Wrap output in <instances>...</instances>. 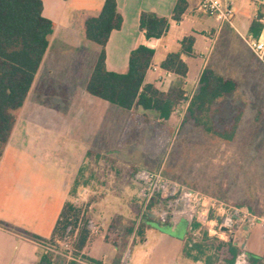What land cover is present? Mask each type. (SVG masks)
Instances as JSON below:
<instances>
[{
	"label": "crops",
	"instance_id": "crops-1",
	"mask_svg": "<svg viewBox=\"0 0 264 264\" xmlns=\"http://www.w3.org/2000/svg\"><path fill=\"white\" fill-rule=\"evenodd\" d=\"M177 1L116 0L122 24L119 29L111 31L107 39L104 47L105 68L108 71L124 73L130 51L139 45L153 50L154 54L149 64L160 67L166 54L179 51L182 40L191 37L193 39L191 51L180 56L187 66L185 76L173 73L170 78L159 84L154 73L148 69L145 73L144 83L153 85L159 91L167 92L172 88H180L184 92V99L173 108L171 116L179 112V108L187 111L189 101L198 89L200 74L206 66L218 73L211 63L213 55L220 45H228V50L231 51L228 55L236 58L238 66L236 68L231 66L228 76L218 74L232 79L236 87L232 93L219 100L221 113L223 104L228 103L239 89V79L233 75L249 74L251 70L246 65L248 62H257L261 65L247 48L244 39L264 38V0H229L233 9L231 24H219L214 18L199 11L197 7L200 0H184L186 5L180 17L173 19ZM41 2L42 16L52 22L53 28L48 36V47L21 108L25 107L32 91L35 89L36 95L43 88L42 85H49L55 81V84L66 87L69 94L75 90L74 83L66 84L59 75L63 69L60 67L62 63L59 59L66 58L50 56V41L58 38L63 47L69 46L76 39L90 42L84 38L82 18L85 14H96L104 0H41ZM142 12H153L168 19V27L161 37L145 38L138 27ZM236 41L244 46L250 59L243 58L235 51ZM94 45L97 47L95 50L84 44L83 50H80L75 58H67L66 64L69 67H79L80 71L77 70L75 74H82L84 92L77 99L75 94H71L70 97L74 98L72 100L49 103L61 109L60 115L46 117L49 126L58 130L53 144L55 146L47 151L46 157H38L35 151L27 148L32 123L36 122L34 115L16 116L0 157V264H39L41 258L45 256L46 262L52 259L53 256L45 252L37 241L52 237L64 204L72 199L70 188L75 179L78 181V190L72 202L78 197L83 198L87 192L86 188L91 187L93 182L91 177H94V174L92 168L87 165L91 156H98L116 148V143L111 141L113 137L110 132L103 131V124L107 123L109 126L116 124L117 111H135L122 110L90 96L85 91L86 82L99 51V47ZM242 61L244 64H241ZM83 66L86 69H82ZM40 74L42 76H39ZM47 91L55 95L52 89ZM46 92L45 95L41 94V97L48 96ZM36 100L39 98L36 97ZM39 106L41 105L35 101L29 111L35 112ZM243 112V108L239 106L231 118L239 115V124ZM107 196L110 201H116L113 195ZM93 214L98 217L103 215L100 206H94ZM104 218L105 215L102 219ZM139 218L136 224L141 227L140 235H137L135 229L128 232V226L120 230L106 224L104 220L102 222L93 220L98 227V233L87 237L80 251L85 264H119L126 250L130 254V264H188L184 254L188 243V238H185L187 234L185 219L182 218L176 223L158 224L150 214L151 219ZM108 227L113 231H108ZM246 231L257 233L261 230L252 228ZM121 237L123 238L119 241ZM247 237L248 235L243 241L244 244ZM262 251L264 253V248Z\"/></svg>",
	"mask_w": 264,
	"mask_h": 264
},
{
	"label": "rangeland",
	"instance_id": "rangeland-1",
	"mask_svg": "<svg viewBox=\"0 0 264 264\" xmlns=\"http://www.w3.org/2000/svg\"><path fill=\"white\" fill-rule=\"evenodd\" d=\"M238 42L234 43L235 51L243 58H249L247 50ZM84 44H88L93 50L97 48L93 43L78 39L67 47H63L58 38L50 41V56L66 58L59 59L62 63L60 67H63L59 75L66 84L76 85L74 91L69 94L66 87L55 84V81L42 85L43 88L36 95L35 89L32 91L25 107L15 112V117L34 115L36 122L32 123L27 148L35 151L38 157H46L47 151L55 146L53 144L58 134L56 128L49 126L46 117L60 115L61 107H53L49 103L72 100L74 98L70 97L71 94H75L77 99L84 92L83 76L75 74L77 70L80 71L79 67H69L66 64L69 58H75L83 50ZM228 49V45H220L211 61L217 72L225 76L229 75L231 66H238L236 58L228 55L231 52ZM246 65L250 67V73L243 75L245 79L242 75H233L239 79V89L230 98L229 104H223L222 112H217L212 117L214 130L207 131L204 125L188 117L184 108H179V112L163 122L157 120L155 112L150 110L117 111L116 124H103V131L110 132L113 137L111 141L116 143V148L91 156L87 161V165L93 170V182L91 187L86 188L84 197H78L73 202L78 210L74 225L79 219L80 224L92 219L95 222L104 220L116 229L126 228L140 214V199L130 182L131 173L137 169L157 170L167 178L231 205L245 208L260 218L262 223L254 228L261 231L241 233L240 244L248 235L243 252L253 259H261L264 256V67L257 62H248ZM84 68L85 66L82 69ZM50 89L55 95L47 91ZM45 92L49 95L41 97ZM35 101L41 106L35 112L29 111ZM46 104L49 106H45ZM239 106L244 112L233 137L230 140L220 138L219 134L230 126L228 120ZM108 194L113 195L116 201H110ZM95 205L102 210L103 215L100 217L93 214ZM104 215L105 218L102 219ZM160 227L165 228L162 225ZM187 237L186 234L185 238ZM197 239L191 242L197 243ZM225 251L221 242L213 240L197 260L191 257L186 262L225 264L224 257H229ZM197 254L198 250L192 251V256Z\"/></svg>",
	"mask_w": 264,
	"mask_h": 264
},
{
	"label": "trees",
	"instance_id": "trees-1",
	"mask_svg": "<svg viewBox=\"0 0 264 264\" xmlns=\"http://www.w3.org/2000/svg\"><path fill=\"white\" fill-rule=\"evenodd\" d=\"M185 5L184 0L177 1L173 10V19L180 17ZM121 24L122 16L116 0H104L96 14L83 16L84 38L99 47L85 91L90 96L122 110H150L156 113L159 121H166L177 103L184 99V92L180 88L162 92L153 85L144 83L146 70L154 54L152 49L139 45L131 50L124 73L108 71L105 68L104 47L111 31L119 29ZM138 27L145 38H159L168 27V19L153 12H142ZM52 28V22L42 16L41 0H0V157L14 126L15 112L22 107L48 47V36L52 33ZM192 42L191 37L184 38L180 50L166 54L160 67L176 75L185 76L187 66L180 56L191 51ZM235 87L236 83L232 79L219 75L206 66L200 74L198 89L189 101L187 116L204 125L207 131L214 130L212 117L215 113H220L219 100L232 93ZM238 121L239 115L233 116L229 120L230 126L219 134L220 138L230 140L238 127ZM77 190L78 181L75 179L70 188L71 198L76 197ZM152 205V200L147 204L140 200V214L138 213L128 226V232L135 229L137 235L141 234V227L136 221L139 217L144 220L151 219L149 214ZM76 209L71 200L64 204L52 235L60 234L68 223L76 222L78 213ZM155 220L159 221L157 218ZM108 231L113 230L108 227ZM87 236L84 226L79 228L74 244L77 251H81ZM197 240V243L191 242L192 240L188 238L184 249L187 258L192 257L197 260L203 254V249H208L212 242L203 234ZM221 245H224L225 252L229 256L224 257V263L233 264L235 255L241 249L233 242L221 243ZM194 250H198V254L192 256ZM45 258H41L39 264H44L47 259ZM251 260L257 261L253 258ZM58 264L64 263L58 261Z\"/></svg>",
	"mask_w": 264,
	"mask_h": 264
},
{
	"label": "built area",
	"instance_id": "built-area-1",
	"mask_svg": "<svg viewBox=\"0 0 264 264\" xmlns=\"http://www.w3.org/2000/svg\"><path fill=\"white\" fill-rule=\"evenodd\" d=\"M197 8L219 24H231L233 9L229 0H200ZM244 42L264 67V38H246ZM147 69L156 75V82L159 84L173 75V72L152 64H149ZM130 181L135 186L140 200L145 204L153 201L150 215L160 222L176 223L183 218L187 222V238L192 241L203 234L212 241L233 242L241 249L235 255L233 264H264V256L253 262L250 256L243 252L242 243L240 244L243 226L252 229L262 223L260 218L247 209L192 189L165 177L157 170L137 169L131 175ZM82 226L88 233L87 237L98 233V227L92 219L85 220L83 224H80L79 219L75 225L68 223L60 234L37 241L45 252L53 256L44 264H58L59 260L64 264H85L82 253L74 248L78 230ZM231 232L232 237L229 240ZM119 264H130L128 250L123 252Z\"/></svg>",
	"mask_w": 264,
	"mask_h": 264
},
{
	"label": "water",
	"instance_id": "water-1",
	"mask_svg": "<svg viewBox=\"0 0 264 264\" xmlns=\"http://www.w3.org/2000/svg\"><path fill=\"white\" fill-rule=\"evenodd\" d=\"M153 217V215H151ZM243 230H247V227L246 226H243ZM231 237H232V232L230 233V236H229V240H231ZM242 246H244V242L242 243Z\"/></svg>",
	"mask_w": 264,
	"mask_h": 264
}]
</instances>
